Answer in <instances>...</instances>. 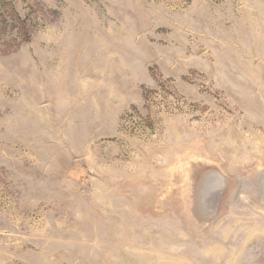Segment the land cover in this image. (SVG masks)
<instances>
[{
  "label": "rangeland",
  "instance_id": "obj_1",
  "mask_svg": "<svg viewBox=\"0 0 264 264\" xmlns=\"http://www.w3.org/2000/svg\"><path fill=\"white\" fill-rule=\"evenodd\" d=\"M263 182L264 0H0V264H264Z\"/></svg>",
  "mask_w": 264,
  "mask_h": 264
},
{
  "label": "bare ground",
  "instance_id": "obj_2",
  "mask_svg": "<svg viewBox=\"0 0 264 264\" xmlns=\"http://www.w3.org/2000/svg\"><path fill=\"white\" fill-rule=\"evenodd\" d=\"M263 184H264V182H263ZM263 186V185H262ZM217 188V187H216ZM218 193V192H217Z\"/></svg>",
  "mask_w": 264,
  "mask_h": 264
}]
</instances>
